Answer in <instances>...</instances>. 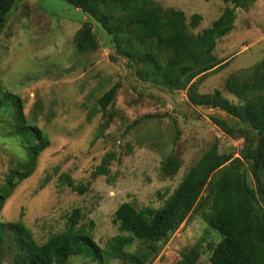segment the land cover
<instances>
[{"label":"rangeland","instance_id":"obj_1","mask_svg":"<svg viewBox=\"0 0 264 264\" xmlns=\"http://www.w3.org/2000/svg\"><path fill=\"white\" fill-rule=\"evenodd\" d=\"M183 10L188 27L193 14L202 20L191 33L210 26L228 5L218 0H154ZM90 20L81 9L63 0H18L0 33V97L10 91L23 101L28 121L50 139L35 171L20 182L0 210L1 221L22 220L44 242L65 229L74 209L82 222H94L101 246L120 233L115 212L125 202L141 209L158 208L185 173L213 144L221 152L240 156L244 139L230 137L194 105L188 89L169 90L140 79L114 55L108 35L92 22L100 42L95 51L80 53L77 36ZM214 54L225 64L201 78L200 94L219 91L231 102L238 98L226 88L231 74L264 59V0L237 8L234 29L218 40ZM116 86L114 100L102 110L99 98ZM228 120L233 117L228 115ZM0 116V185L28 149L9 133ZM113 153L108 173L92 177L107 153ZM175 154L178 173L163 175L162 159ZM69 174L76 185L90 184L79 193L62 181ZM207 195V193H206ZM219 235L200 216L185 221L151 264H177L197 241ZM136 247V246H135ZM4 255L0 264H11ZM70 264H99L74 257ZM107 264H123L111 259ZM198 264H211L205 251Z\"/></svg>","mask_w":264,"mask_h":264},{"label":"trees","instance_id":"obj_2","mask_svg":"<svg viewBox=\"0 0 264 264\" xmlns=\"http://www.w3.org/2000/svg\"><path fill=\"white\" fill-rule=\"evenodd\" d=\"M63 1L81 9L90 19L77 36L80 53L100 46L92 32L94 22L108 35L123 67L161 88L188 89L189 99L196 106L227 111L233 120L209 118L228 136L244 139V146L241 155L234 156L221 152L213 143L158 208L139 209L133 203H122L114 216L120 233L104 247L94 238V222L83 223L79 208L70 214L65 229L52 233L44 242H39L22 220H0V262L7 255L11 264H70L74 257L99 264L111 259H120L123 264H151L170 236L197 215L219 239H200L177 264H198L205 251L210 253L211 264H264V59L227 79L226 88L237 102L219 91H197L201 78L225 65L214 50L218 40L234 29L236 9H247L257 0H218L228 5L210 26L196 34L189 27L200 25V14L192 15L188 27L183 10L164 7L154 0ZM17 2L0 0V33ZM116 89L112 87L99 98L102 110L114 100ZM0 116L9 121L10 135L28 149L29 155L16 162L0 185L1 210L20 182L35 171L50 139L28 121L23 101L8 90L0 97ZM114 158L113 153H107L92 177L107 174ZM180 167L181 161L173 153L162 159L161 171L167 177L176 175ZM62 181L79 193L90 190V184L78 186L69 174H64Z\"/></svg>","mask_w":264,"mask_h":264},{"label":"water","instance_id":"obj_3","mask_svg":"<svg viewBox=\"0 0 264 264\" xmlns=\"http://www.w3.org/2000/svg\"><path fill=\"white\" fill-rule=\"evenodd\" d=\"M198 108L206 115L208 116H220L221 118L228 119V112L219 108L211 109L206 108L202 105H198Z\"/></svg>","mask_w":264,"mask_h":264}]
</instances>
